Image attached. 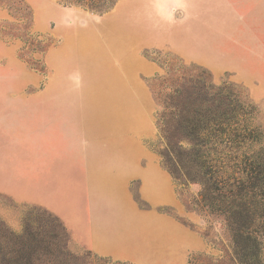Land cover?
Segmentation results:
<instances>
[{"label":"crops","instance_id":"obj_1","mask_svg":"<svg viewBox=\"0 0 264 264\" xmlns=\"http://www.w3.org/2000/svg\"><path fill=\"white\" fill-rule=\"evenodd\" d=\"M25 1L39 33L43 9L63 14L59 24L67 30L71 18L101 20L59 0ZM229 4L234 12L220 14V0H135V16L121 19L132 31L118 29L112 43L91 46L108 47L100 52L104 66L115 67L104 70L101 107L87 106L79 95L67 97L68 107L45 106L66 97L47 99L43 92L36 93L35 107L14 105L26 95L0 97V196L61 220L75 253L87 249L125 264H189L205 242L180 216L194 223L197 214L187 210L155 149L143 146L137 155L135 120L144 113L158 135L150 80L163 68L149 51H169L215 76L230 75L253 99H264L261 1Z\"/></svg>","mask_w":264,"mask_h":264},{"label":"rangeland","instance_id":"obj_2","mask_svg":"<svg viewBox=\"0 0 264 264\" xmlns=\"http://www.w3.org/2000/svg\"><path fill=\"white\" fill-rule=\"evenodd\" d=\"M238 1L247 0H220L219 13L234 12L229 3ZM260 1L264 10V0ZM59 2L100 14L102 21L89 17L71 18L67 30L59 24L63 14L43 9L39 21L44 31L39 33L34 28L33 10L25 0H0V97H10V93L26 95L29 99L14 104L17 107H35L38 92H43L47 99L54 95L66 97L60 104L45 102L47 107L72 106L73 101L67 99L69 95L70 99L77 95L86 97L87 106L92 108L104 105V70L113 72L115 67L112 62L104 66L105 57L101 53L108 47L91 46L112 43V33L118 29L132 31L131 24L121 19L135 16V0H123L119 5L120 0ZM249 2L251 0L248 5ZM146 56L163 68V73L150 80L158 104L157 116L163 110H185L216 118L209 124L216 131L206 150L210 168L206 179H211L210 184L222 181L220 191L210 194L215 204L203 199V182L190 181L186 174L195 175L196 171V167L188 163V154L184 153L190 143L182 141L180 144L186 168L177 164L176 152H170L171 160L168 161V170L175 178L187 210L198 217L194 223L182 216L180 219L200 232L205 242L204 250L194 254L189 264H242L235 253L222 210L226 204L220 200L223 198L219 197V192L229 196L228 185L234 178L245 177L247 173L250 177L246 184L247 201L257 217H261L257 223L263 226L258 233L261 235L259 264H264V99H253L249 90L233 82L230 75L215 76L169 51H149ZM108 59L112 58L108 56ZM183 102L186 105L170 107ZM135 108L144 109L137 100ZM157 128L158 135L144 113L137 116V155L142 154L143 146L155 149L158 155L165 153L166 141L158 124ZM172 145L178 146L177 138ZM161 161L165 163V159ZM244 168L246 173L242 171ZM70 242L63 223L53 214L0 196V264L15 258H23V264H125L97 257L87 249L75 253Z\"/></svg>","mask_w":264,"mask_h":264},{"label":"trees","instance_id":"obj_3","mask_svg":"<svg viewBox=\"0 0 264 264\" xmlns=\"http://www.w3.org/2000/svg\"><path fill=\"white\" fill-rule=\"evenodd\" d=\"M182 105H186V102L182 104L176 103L170 107L178 108ZM213 121H216L215 117L204 115L198 111L190 114V111L185 112V110L178 112H166V110H163L157 116V124L161 130L162 138L166 141L167 145L165 153L159 154L161 158L165 159L164 164L167 166L166 169L168 170V161L171 160L170 152H176V157L179 158L177 164L181 168H186L185 163L181 159L184 149L180 144L182 141L190 143V148L184 153L188 154V163L192 167H196V171H194L195 175H192L193 173L191 172H187L186 174L190 181L203 182V199L207 198V200L212 201V204H215V198L211 197L210 194L220 191L219 184L222 181H215L214 184H210L211 179H206L210 174L206 150L214 131H216L209 127V124ZM176 138L178 139V146H173L172 143ZM242 171L244 173L247 172L245 168ZM243 176L245 175L243 174ZM233 180L228 185L230 188L228 191L229 196L219 192V197L223 198L220 200H223L221 202L226 204L222 210L225 213L227 227L235 245V253L242 264H259V238L261 235L258 231H262L261 228L263 226L257 223L261 217H257L256 212L252 211L247 201L246 184L250 181L249 173L245 177L234 178ZM259 186L257 185L258 189L260 188ZM229 199H233V201L230 202ZM224 200L227 202L224 203ZM23 261V258H15L9 260L7 264H23Z\"/></svg>","mask_w":264,"mask_h":264}]
</instances>
